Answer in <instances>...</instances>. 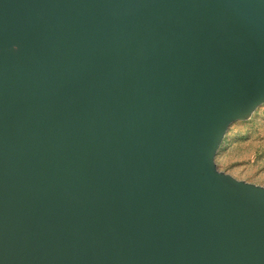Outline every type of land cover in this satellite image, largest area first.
<instances>
[{
    "label": "bare ground",
    "instance_id": "bare-ground-1",
    "mask_svg": "<svg viewBox=\"0 0 264 264\" xmlns=\"http://www.w3.org/2000/svg\"><path fill=\"white\" fill-rule=\"evenodd\" d=\"M263 104L264 0H0V264H264Z\"/></svg>",
    "mask_w": 264,
    "mask_h": 264
},
{
    "label": "rangeland",
    "instance_id": "rangeland-1",
    "mask_svg": "<svg viewBox=\"0 0 264 264\" xmlns=\"http://www.w3.org/2000/svg\"><path fill=\"white\" fill-rule=\"evenodd\" d=\"M220 170L264 186V104L231 125L216 157Z\"/></svg>",
    "mask_w": 264,
    "mask_h": 264
},
{
    "label": "water",
    "instance_id": "water-1",
    "mask_svg": "<svg viewBox=\"0 0 264 264\" xmlns=\"http://www.w3.org/2000/svg\"><path fill=\"white\" fill-rule=\"evenodd\" d=\"M232 122V121H231ZM230 123V122H229ZM214 168V172L216 173V174H220L219 172H217L216 171V166H214L213 167ZM205 172H206V170H205ZM197 175H195L194 177H193V179H192V177L191 178H189L188 179V182L190 183V184H192V186H195L196 184H197V182L195 181V177H198V173H196ZM208 182H211L210 180H208ZM242 181H235V183L236 184H240ZM245 185H251L250 183H245ZM256 187H259V186H256ZM255 187V188H256ZM261 189H264V188H261Z\"/></svg>",
    "mask_w": 264,
    "mask_h": 264
}]
</instances>
